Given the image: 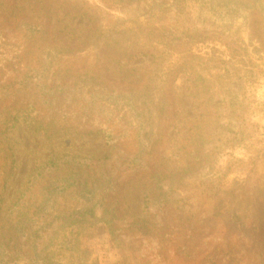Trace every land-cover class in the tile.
Wrapping results in <instances>:
<instances>
[{
	"label": "trees",
	"instance_id": "1",
	"mask_svg": "<svg viewBox=\"0 0 264 264\" xmlns=\"http://www.w3.org/2000/svg\"><path fill=\"white\" fill-rule=\"evenodd\" d=\"M19 1L0 0V264L31 258L36 264H100L89 243L103 235L122 251L112 264H264V201L259 218L247 223L220 200L227 191L217 183L218 171L205 188L190 181L218 167L224 146L254 139L247 135L257 125L245 113L262 73L264 4L254 0L247 7L249 40L262 54L255 58L251 45L230 34L151 20L127 42L131 30L125 28L113 43L90 51L89 43L107 33L100 9L83 0H24L32 16L18 19ZM66 20L89 24L78 45L57 39L53 26ZM207 43L224 50L194 53V46ZM141 58L149 64L133 66ZM112 64L133 79H114ZM180 76L198 117H188L178 133L174 88ZM18 126L41 140L101 138L104 153L51 156L6 208ZM135 181L145 189L137 213L124 194ZM68 203L73 212L40 226ZM218 230L243 233V248L213 246Z\"/></svg>",
	"mask_w": 264,
	"mask_h": 264
},
{
	"label": "rangeland",
	"instance_id": "2",
	"mask_svg": "<svg viewBox=\"0 0 264 264\" xmlns=\"http://www.w3.org/2000/svg\"><path fill=\"white\" fill-rule=\"evenodd\" d=\"M95 9H100L107 33L99 39H93L89 44V50L96 51L104 43H113L120 38V30L129 29L126 35V42L133 37L132 31L143 28L148 20L157 24L178 26L180 28L207 29L217 32L218 36L228 35L243 39L247 45H251L250 52L256 57L262 56L261 52L254 53L250 39V16L247 7H250L254 0H83ZM264 4V0H258ZM17 17L32 16L28 3L20 0ZM14 20V19H13ZM64 25V26H63ZM87 21L66 20L65 24L55 23L53 30L58 40L66 41L74 45L82 42L84 34L88 29ZM131 34V35H130ZM224 48L218 43L199 44L194 46V53L205 55L215 52H222ZM261 65V78L253 85L247 95L249 103L245 114L248 121L257 125L254 130H249L247 140L248 146L228 147L224 146L217 157L218 167L213 171L204 170L199 175H193L190 179L195 187L205 188L210 176L218 171V182L227 193L220 196L230 206H234L242 219L247 223L254 222L259 218V209L264 201V56ZM149 59H137L133 66H145ZM117 64L110 66V75L117 80L129 81L126 73H122ZM128 68V67H126ZM83 84V83H82ZM89 83H86L88 86ZM177 102L180 104V118L177 132L181 133L186 129L187 118L198 117L192 109L193 100L188 96V84L186 78L180 76L174 88ZM250 129V128H249ZM14 155L17 161V169L10 182L6 193V208L10 207L19 197L23 186L28 181L31 173L48 161L51 156L78 153L82 156L92 154L100 157L104 153V142L101 138H90L87 141L72 143L67 139L41 140L31 134L22 126L15 129ZM247 141V142H248ZM67 152V153H66ZM170 152V151H169ZM168 152V154H170ZM240 160V161H238ZM125 198L130 210L137 213L143 210L145 189L137 181L125 188ZM232 201V204H231ZM72 203V202H71ZM68 203L65 210L57 208L47 220L40 223V226H49L61 214L74 211ZM64 207V206H63ZM80 208V207H79ZM78 208V210H79ZM77 210V211H78ZM80 211V210H79ZM52 226V225H51ZM245 242L243 233L236 236H228L226 232H216L212 245L225 243L236 245L242 249ZM94 258L100 264H112L121 259V252L114 245L108 235L95 238L89 243ZM247 247V245H246ZM27 264H36L35 259L26 261ZM201 259L198 263L201 264ZM179 264V263H173Z\"/></svg>",
	"mask_w": 264,
	"mask_h": 264
}]
</instances>
